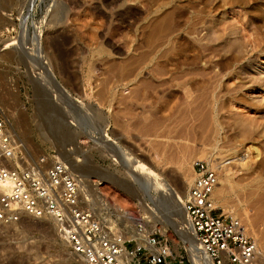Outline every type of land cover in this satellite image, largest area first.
Segmentation results:
<instances>
[{
  "label": "rangeland",
  "instance_id": "rangeland-1",
  "mask_svg": "<svg viewBox=\"0 0 264 264\" xmlns=\"http://www.w3.org/2000/svg\"><path fill=\"white\" fill-rule=\"evenodd\" d=\"M0 113L31 157L72 150L120 183L100 180L106 195L168 215L188 264L171 188L213 161L215 205L264 261V0H0ZM0 264L83 263L51 224L22 219L0 223Z\"/></svg>",
  "mask_w": 264,
  "mask_h": 264
},
{
  "label": "built area",
  "instance_id": "built-area-1",
  "mask_svg": "<svg viewBox=\"0 0 264 264\" xmlns=\"http://www.w3.org/2000/svg\"><path fill=\"white\" fill-rule=\"evenodd\" d=\"M192 168L182 207L199 250L211 264H264L247 225L215 205L218 170L204 159H195ZM100 184L97 193L86 190L82 177L55 150L31 157L0 113L1 224L27 218L47 222L84 264H188L159 225H147L139 201L125 206Z\"/></svg>",
  "mask_w": 264,
  "mask_h": 264
},
{
  "label": "bare ground",
  "instance_id": "bare-ground-1",
  "mask_svg": "<svg viewBox=\"0 0 264 264\" xmlns=\"http://www.w3.org/2000/svg\"><path fill=\"white\" fill-rule=\"evenodd\" d=\"M22 27V26H21ZM23 30V29H22ZM25 31V30H24ZM35 36H37V34H35ZM32 38V37H31ZM39 38V37H38ZM38 43V42H37ZM34 47L35 44H34ZM33 47V48H34ZM56 84V83H55ZM57 86V85H56ZM61 88V87H60ZM62 89V88H61ZM65 96V95H64ZM66 103V102H65ZM48 103L45 102V105L44 107L42 108L44 113L46 114L47 112V109L50 108L48 107ZM86 110V109H85ZM85 113V112H84ZM89 115V114H88ZM90 116V115H89ZM91 117V116H90ZM89 119V118H88ZM94 118H92L93 120ZM17 120V119H16ZM86 124H89L88 121H84ZM94 122V120H93ZM94 128H97L99 130L100 126L98 124V126L94 127ZM51 132V131H50ZM54 132V131H53ZM58 133V132H57ZM62 133H60L59 135H61ZM102 135H103V132H102ZM56 138L54 139H58L62 145L65 143L66 145L70 146L72 143H71V140L69 138V135H66V136H63V137H59L58 134L56 136V134L52 135ZM16 137V136H15ZM17 141L19 142L20 140L18 138H16ZM57 142H55L53 145H55ZM52 145V144H51ZM22 146H24L22 144ZM25 147V146H24ZM26 148V147H25ZM60 155L64 158V160L69 164V166L75 171L77 172L81 177L82 179L84 180V188L87 190L89 189H94V192L97 193V185L100 184V180H106V181H111V182H114V183H117V184H120L118 181L115 182V180H113L109 174H106V173H99L97 172L95 169H92L90 170L89 168V165L87 163V159L85 158V156L83 157V159H80L77 157V154H75L74 151L72 150H63V149H60L59 151ZM213 167H215L217 170H218V175L220 176V168L218 166V164H215L213 163V161L209 162ZM224 168V167H223ZM146 170V169H145ZM143 170H142V174H143ZM141 174V173H140ZM92 177H98L99 179H93ZM227 177V176H226ZM224 178V177H223ZM150 181V180H149ZM152 182V180H151ZM151 182H149L148 184H150ZM158 183V182H157ZM155 184V183H154ZM160 184V183H158ZM218 184H219V177H218ZM217 184V186H218ZM153 185V182L151 184V186ZM156 185V184H155ZM162 185V184H161ZM150 186V187H151ZM216 186V187H217ZM157 187V186H156ZM161 187V186H160ZM165 187V185H164ZM215 187V189H216ZM154 188V187H153ZM166 191H167V187H165ZM164 189V190H165ZM214 189V191H215ZM143 191H146V190H143ZM214 191H213V194H214ZM147 192V191H146ZM146 192H142L140 193L143 197V193L145 194ZM165 192V191H164ZM138 194V196L140 195ZM171 194L174 196V208L175 210L177 211V217L174 219L175 221V224L174 226L175 227H178V229L180 230V232L185 236H182V239L183 241L188 244L189 247H187V250L189 252V255L191 257V259L193 260V263L194 264H211L210 260L207 259L205 257L204 254L202 255H199L197 252H196V248H195V245L198 246L195 238L191 235L190 231H189V228L187 226V221H186V218H185V213H184V210H183V207H182V197L184 195L183 192H179L178 190H176L175 188H171ZM148 195V194H147ZM149 197V196H148ZM214 198V197H213ZM141 199V198H140ZM145 201V200H144ZM143 201V198L142 200L140 201L141 203V208L143 210V212L145 213L146 217H147V225L150 226L151 228L154 227L155 225H158L160 224L162 227H163V233L166 232L167 230V217L168 215L165 216V214H163V212L160 214V215H157L155 210L147 205L145 202ZM214 202H215V199H214ZM173 207V206H172ZM169 208V207H168ZM171 209V208H170ZM174 210V209H173ZM167 212H169L168 210H165ZM172 213V212H171ZM168 214V213H167ZM174 214V213H173ZM171 215V214H170ZM172 216V215H171ZM169 218H171L169 216ZM28 220L30 218H27ZM159 225V226H160ZM161 227V228H162ZM182 229V230H181ZM166 230V231H165ZM184 230V231H183ZM198 249V248H197ZM74 257L76 259H78V261H82L80 258L76 257L74 255ZM83 263V261H82ZM84 264V263H83Z\"/></svg>",
  "mask_w": 264,
  "mask_h": 264
}]
</instances>
